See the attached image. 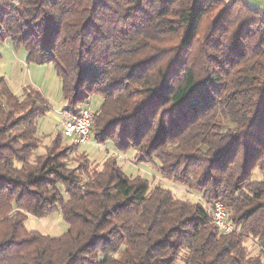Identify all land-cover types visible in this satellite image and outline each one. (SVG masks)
Wrapping results in <instances>:
<instances>
[{"label": "trees", "instance_id": "trees-1", "mask_svg": "<svg viewBox=\"0 0 264 264\" xmlns=\"http://www.w3.org/2000/svg\"><path fill=\"white\" fill-rule=\"evenodd\" d=\"M252 2L0 0V41L53 65L65 111L99 98L96 140L206 201L127 175L115 155L71 166L59 135L37 153L48 102L0 78V264H264V0ZM216 200L236 231L217 230ZM55 211L63 234L26 229Z\"/></svg>", "mask_w": 264, "mask_h": 264}, {"label": "rangeland", "instance_id": "rangeland-1", "mask_svg": "<svg viewBox=\"0 0 264 264\" xmlns=\"http://www.w3.org/2000/svg\"><path fill=\"white\" fill-rule=\"evenodd\" d=\"M227 1L224 0V2ZM248 2L253 4L252 0H248ZM216 12L217 9L212 10V13H209L204 19L200 39L205 26L212 23ZM26 57L27 53L23 46L14 49L10 39L6 38L0 41V78H4L10 90L16 95L20 96L24 87L32 86L38 89L48 102L49 110L44 115L39 116L36 122L37 135L40 138L37 153H43L45 146L52 144L56 135H59L60 146L68 148V159L71 166L82 165L87 166L89 169L93 167L100 168L106 157L114 156L117 153L115 156L117 163L127 175L140 174L148 178L152 184L161 183L178 196L193 202L206 203L197 191L187 189L172 179L160 177L154 164L149 162L138 164L135 161V150L133 149L127 152H120L111 141L99 142L96 140L93 132L91 142L78 145L71 144L70 138L61 134L59 124V119L63 116L61 112L67 103L63 96L60 77L51 63L27 62ZM87 100L93 111L100 103V99L95 96H90ZM82 106H85V104ZM260 176V173H255L256 178ZM24 225L28 230H35L53 237L63 234L68 228V224L64 221L59 211L44 217L28 215ZM245 244L251 254L258 253V245L251 238L245 239Z\"/></svg>", "mask_w": 264, "mask_h": 264}, {"label": "built area", "instance_id": "built-area-1", "mask_svg": "<svg viewBox=\"0 0 264 264\" xmlns=\"http://www.w3.org/2000/svg\"><path fill=\"white\" fill-rule=\"evenodd\" d=\"M85 106H80L74 112H68L65 110L61 112L63 115L59 119L61 134L69 137L71 144L78 145L91 142V127L94 122V111L91 109L89 103H86ZM114 155L116 156L117 153ZM208 210L218 231L223 233L236 231L233 224L227 220L226 207L224 203L216 200L208 205Z\"/></svg>", "mask_w": 264, "mask_h": 264}]
</instances>
